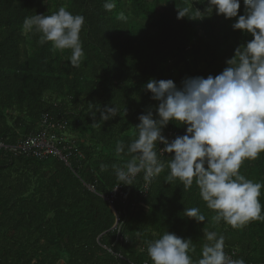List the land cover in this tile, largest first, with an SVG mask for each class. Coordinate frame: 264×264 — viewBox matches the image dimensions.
I'll list each match as a JSON object with an SVG mask.
<instances>
[{"label": "trees", "instance_id": "obj_1", "mask_svg": "<svg viewBox=\"0 0 264 264\" xmlns=\"http://www.w3.org/2000/svg\"><path fill=\"white\" fill-rule=\"evenodd\" d=\"M105 2L0 0V144L37 134L44 119L64 123L67 134L83 138L67 144L71 167L58 158L36 160L0 149V264H111L114 255L123 257L120 264H152L147 242L165 232L190 238L197 260L205 231L223 235L225 252L234 259L261 264L264 222L240 229L213 224L215 213L195 182L187 190L179 180L166 182L172 154L160 155L165 170L148 183L145 197L139 194L147 183L143 174L132 185H120L113 170L131 159L127 146L137 136L138 117L151 109L158 118L159 102L146 89L150 80L170 79L181 87L186 78L215 77L253 37L233 29L236 18L206 12L208 0H114L112 11L104 9ZM62 6L85 18L84 56L76 66L71 50L42 44L40 33L23 27L26 17L51 15ZM184 7L190 8L189 17L178 18ZM244 14L240 0L238 16ZM111 105L118 115L101 121L98 109ZM162 134L171 142L185 135L186 127L170 123ZM118 141L124 142V153L115 151ZM163 148L159 144L157 151ZM240 174L264 182V153L245 160ZM117 185L128 198L125 205L119 199L113 205L127 216L119 217L120 229H114L116 217L104 200ZM259 200L264 205V188ZM191 207L206 216L204 224L184 217ZM118 236L122 241L116 243Z\"/></svg>", "mask_w": 264, "mask_h": 264}, {"label": "clouds", "instance_id": "obj_2", "mask_svg": "<svg viewBox=\"0 0 264 264\" xmlns=\"http://www.w3.org/2000/svg\"><path fill=\"white\" fill-rule=\"evenodd\" d=\"M206 12L215 10L225 19L236 18L234 30L250 34L253 39L237 47L227 67L215 77H194L182 81L181 87L172 80H150L146 89L158 101L153 110L138 117L137 136L127 146L131 159L122 167L113 166L120 185H132L143 174L150 183L165 170L163 153L172 154L167 161L166 182L179 180L185 190L193 182L200 196L215 214L211 222L222 221L234 229L251 221L264 222V205L259 197L264 182H253L240 174L245 160H256L264 153V0H244L245 14L238 16L240 0H208ZM106 11H112L114 0H106ZM197 10V15H200ZM190 8L178 10V18L189 17ZM120 20H126L123 13ZM85 18L60 7L51 15L26 17L23 27L41 34L40 42H50L54 49L71 50V63L76 66L84 56L80 33ZM101 121L118 115L116 106L98 109ZM170 123L186 127V134L169 142L162 130ZM164 148L157 151L158 145ZM115 151L125 152L118 141ZM103 168V166H102ZM184 217L198 224L206 216L197 207L185 208ZM199 259L193 241L165 232L147 242L152 264H245L243 258L233 259L225 252V237L217 231H205Z\"/></svg>", "mask_w": 264, "mask_h": 264}, {"label": "built area", "instance_id": "obj_3", "mask_svg": "<svg viewBox=\"0 0 264 264\" xmlns=\"http://www.w3.org/2000/svg\"><path fill=\"white\" fill-rule=\"evenodd\" d=\"M40 131L32 136L25 138L24 140L16 143L15 145H5L0 144V149L7 152L12 153L15 156H26L36 160H45L48 157L58 158L61 160L67 167L70 166V158L72 156L71 150L68 148L67 144L69 143V139L67 136L66 125L64 123L61 124H51L47 119H44L41 123ZM169 138L171 140L173 134L168 133ZM62 145V146H61ZM139 176V175H138ZM91 192L95 193V190L91 186H86ZM149 191V184L145 183L141 189L139 194L142 197H145ZM120 200V202L125 205L128 203V198L126 193L123 192L122 186L117 185L113 188L110 193V196L104 198V200L110 205L115 217L116 223L114 229L121 228L124 222H120V216L123 221H126L127 216L125 212L117 213L114 210V202ZM118 241H122V238L118 236L116 243ZM225 250V249H224ZM233 258V255L227 253ZM116 262L111 264H120L119 261L123 260L121 255H114ZM234 259V258H233ZM142 264H149L148 262H143ZM261 264H264L262 262Z\"/></svg>", "mask_w": 264, "mask_h": 264}, {"label": "rangeland", "instance_id": "obj_4", "mask_svg": "<svg viewBox=\"0 0 264 264\" xmlns=\"http://www.w3.org/2000/svg\"><path fill=\"white\" fill-rule=\"evenodd\" d=\"M179 88V87H178ZM67 136H68V139H69V142L70 141H74V142H76V141H80L81 139H83L81 136H80V134L79 133H68L67 134ZM61 264H63V263H61Z\"/></svg>", "mask_w": 264, "mask_h": 264}]
</instances>
